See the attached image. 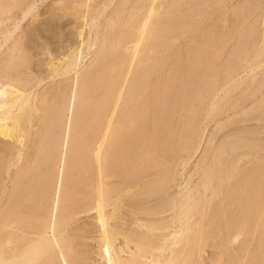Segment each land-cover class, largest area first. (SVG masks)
I'll use <instances>...</instances> for the list:
<instances>
[{
	"label": "bare ground",
	"instance_id": "1",
	"mask_svg": "<svg viewBox=\"0 0 264 264\" xmlns=\"http://www.w3.org/2000/svg\"><path fill=\"white\" fill-rule=\"evenodd\" d=\"M42 1L0 0V264L99 209L112 264H264V0L56 1L84 35L33 81L14 21Z\"/></svg>",
	"mask_w": 264,
	"mask_h": 264
},
{
	"label": "rangeland",
	"instance_id": "2",
	"mask_svg": "<svg viewBox=\"0 0 264 264\" xmlns=\"http://www.w3.org/2000/svg\"><path fill=\"white\" fill-rule=\"evenodd\" d=\"M56 1L59 0H43L41 3L37 2L33 13L35 14L34 20L28 16L22 21H14V23H19V26L13 36L14 38L17 36L22 38L25 47H28L27 53L31 55V63L25 74L29 80L38 81L37 79H40L45 74V67L49 57H61L64 52L75 47L76 44L79 43V39L84 35L85 26L82 24L81 19L68 14L67 10L54 11V16L50 18V13L48 12L52 7L56 6ZM63 1L66 2V0ZM99 1L101 0H88V2L96 5ZM68 6L69 5L65 3L63 9H68ZM11 12L14 13L16 10L12 9ZM12 22L13 21H6L2 29L6 25L8 31H11ZM41 44L43 46H41ZM3 49L4 47L2 50ZM61 79V81H63L64 78ZM53 81L54 80L42 81L40 85L35 88V91L39 94V92H43V90H47V88L50 90L53 86H56L54 83L56 84L60 80L57 79L54 83ZM64 81H66V79ZM209 125L207 126L206 133L210 130L211 125ZM100 210L103 209L79 214L73 217L67 227L66 235L70 238L76 236V234H78L77 232H79L78 236H76L77 238L75 237V239L72 240L74 243L71 245V247L73 246L76 250L69 247L70 251L66 249L64 250V248L61 251H54V260L51 261V264H58L57 258L63 253L69 256V263L73 261V264H112L113 258L112 255H110V247L108 245H103L101 247L98 245L101 230L97 227L95 216ZM123 220L125 221L124 223H119L123 229H128L132 226L129 225L126 218H123ZM109 224H113V221H109ZM79 229H81L82 232H80ZM112 246L116 249L121 247L125 250L121 237H117V239L113 241ZM125 253L126 252L120 253L121 257H126L127 255ZM212 255L211 249L206 248L204 253L205 261H207Z\"/></svg>",
	"mask_w": 264,
	"mask_h": 264
}]
</instances>
